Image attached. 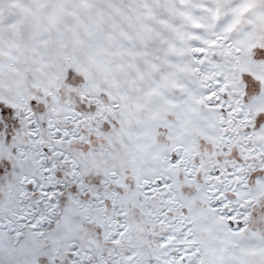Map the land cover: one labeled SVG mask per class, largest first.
Returning a JSON list of instances; mask_svg holds the SVG:
<instances>
[{
  "label": "snow or ice",
  "instance_id": "obj_1",
  "mask_svg": "<svg viewBox=\"0 0 264 264\" xmlns=\"http://www.w3.org/2000/svg\"><path fill=\"white\" fill-rule=\"evenodd\" d=\"M0 264H264V0H0Z\"/></svg>",
  "mask_w": 264,
  "mask_h": 264
}]
</instances>
